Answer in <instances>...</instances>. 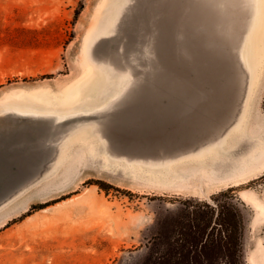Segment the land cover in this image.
<instances>
[{"label": "rangeland", "instance_id": "374dc122", "mask_svg": "<svg viewBox=\"0 0 264 264\" xmlns=\"http://www.w3.org/2000/svg\"><path fill=\"white\" fill-rule=\"evenodd\" d=\"M194 3L211 12V38L181 23ZM262 7L0 0V264H211L185 240L184 214L229 187L242 259L264 264ZM167 22L174 39L161 37ZM107 76L116 93L100 109L59 118L14 105L78 83L86 96ZM229 150L239 165L217 170L212 155Z\"/></svg>", "mask_w": 264, "mask_h": 264}, {"label": "bare ground", "instance_id": "6f19581e", "mask_svg": "<svg viewBox=\"0 0 264 264\" xmlns=\"http://www.w3.org/2000/svg\"><path fill=\"white\" fill-rule=\"evenodd\" d=\"M180 1V0H174ZM264 8V0H262ZM176 6V5H175ZM168 15L175 18L178 17V13L175 9L165 10ZM262 18L260 19L259 30L254 37V53L256 54L257 64L255 71V82L260 80V71L262 69L264 60V9L261 11ZM212 16L207 6L202 3L192 4V8L189 9L188 13L181 19V23L192 27V34L200 33L210 38L213 35L212 28ZM191 28V29H192ZM176 31L171 27L170 23H164L161 31L162 39H174ZM105 84H99L96 89L90 94L83 96L81 94V83L75 84L60 93H46L40 92L30 96H20L23 99L16 101L14 105L19 108H23L25 111H31L36 114L40 112H49L58 114L59 118L70 117L72 114L78 112L90 111L94 109H100L109 103L115 96V89L112 87L113 81L110 76H107ZM244 124V123H243ZM243 124L241 123L236 129V132H242ZM238 130V131H237ZM236 136V141L242 137L241 133ZM259 144V143H258ZM234 150L225 152V155L214 153L212 158L215 159L217 170L222 171L226 166L237 167L239 165L238 160L233 157ZM224 174L226 172H223ZM243 198L248 200L250 203L255 204L259 209L260 203L255 198L250 197L247 193L243 195ZM264 211L263 207L260 208L258 214Z\"/></svg>", "mask_w": 264, "mask_h": 264}, {"label": "trees", "instance_id": "16d2710c", "mask_svg": "<svg viewBox=\"0 0 264 264\" xmlns=\"http://www.w3.org/2000/svg\"><path fill=\"white\" fill-rule=\"evenodd\" d=\"M211 200L200 202L206 209L198 207L184 214L187 216L185 240L188 238L196 259L207 255L211 264L221 257L225 264H246L241 254L243 215L234 188L212 194Z\"/></svg>", "mask_w": 264, "mask_h": 264}]
</instances>
